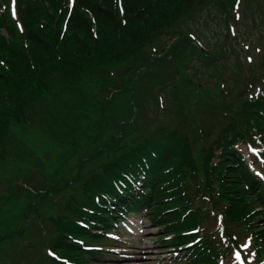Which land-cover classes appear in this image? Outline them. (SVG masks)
Here are the masks:
<instances>
[{
    "label": "trees",
    "instance_id": "trees-1",
    "mask_svg": "<svg viewBox=\"0 0 264 264\" xmlns=\"http://www.w3.org/2000/svg\"><path fill=\"white\" fill-rule=\"evenodd\" d=\"M238 1L16 0V20L0 4V32L8 34L0 33V160L9 156L14 125L35 124L45 109L64 115L106 65L142 63L145 48L181 20L217 8L230 16ZM224 116L227 123L201 144L198 158L188 151V136L161 129L108 149L46 218L47 254L36 264L98 262L110 252L109 234L131 213L161 227L157 239L177 253L175 264H221L242 244L261 264L264 182L237 146L247 145L252 165L264 170V85ZM211 220L219 223L214 230Z\"/></svg>",
    "mask_w": 264,
    "mask_h": 264
},
{
    "label": "rangeland",
    "instance_id": "rangeland-1",
    "mask_svg": "<svg viewBox=\"0 0 264 264\" xmlns=\"http://www.w3.org/2000/svg\"><path fill=\"white\" fill-rule=\"evenodd\" d=\"M0 4L18 19L14 0ZM228 11L230 16L205 9L181 20L145 48L140 65L134 59L106 65L108 71L89 77L78 104L65 105L64 115L45 109L35 124L13 126L14 143L0 160V264H36L47 254L46 218L108 149L161 129L188 136V151L198 158L201 144L212 142L227 123L224 115L264 85V0H241ZM0 33L8 38L5 29ZM53 114L62 116L53 121ZM237 148L248 158L247 146ZM146 215H129L110 234L108 255L91 263L175 264L177 253L159 243L161 227ZM218 226L211 220V230ZM242 245L247 254L232 249L219 262L233 264L239 257L241 264H253L248 244Z\"/></svg>",
    "mask_w": 264,
    "mask_h": 264
}]
</instances>
